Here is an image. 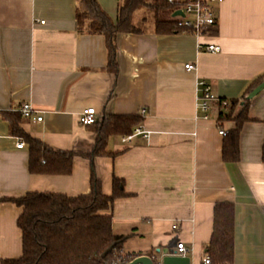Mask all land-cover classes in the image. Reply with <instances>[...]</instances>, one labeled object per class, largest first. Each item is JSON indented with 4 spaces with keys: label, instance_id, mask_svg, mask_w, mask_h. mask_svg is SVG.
Listing matches in <instances>:
<instances>
[{
    "label": "crops",
    "instance_id": "0c3cea01",
    "mask_svg": "<svg viewBox=\"0 0 264 264\" xmlns=\"http://www.w3.org/2000/svg\"><path fill=\"white\" fill-rule=\"evenodd\" d=\"M98 1L116 20L119 0ZM213 6L217 21L204 34L156 33L140 12L144 32L117 36L115 72L107 67L105 36L79 31L78 0H0V259L23 253V208L9 198L30 191L91 193V160L81 154L69 174L31 172L29 146L13 133L10 119L55 150L89 153L97 133L80 115L94 107L97 122L142 114L137 126L151 131L130 141L111 135L107 153L94 158L105 195L113 193L115 177L124 181L127 195L115 199L108 214L114 232L128 236L126 251L150 255L184 242L190 264H201L215 205L232 201L234 264H264V89L246 98L249 119L238 161L223 155L220 130L235 128L234 120L219 121L225 107L215 102L208 118L198 108V82L205 79L220 98L239 100L236 116L243 111L244 98L264 76V0ZM207 44L221 50L208 51ZM189 62L195 69L185 68ZM25 103L42 120L25 117Z\"/></svg>",
    "mask_w": 264,
    "mask_h": 264
},
{
    "label": "trees",
    "instance_id": "16d2710c",
    "mask_svg": "<svg viewBox=\"0 0 264 264\" xmlns=\"http://www.w3.org/2000/svg\"><path fill=\"white\" fill-rule=\"evenodd\" d=\"M167 10L175 11L176 4L167 0H119L117 18L114 20L98 0H78L76 18L79 31L105 36L107 67L117 72V36L122 32H144L145 24L137 23L140 12L144 13L143 19L153 18L156 33H194L179 25L177 17L163 18L162 13ZM214 25L208 28V32L212 31ZM263 79L264 76L255 84ZM244 99L247 103L238 116L235 115L238 99L229 100L228 105L219 112V121H235V128L225 134L223 155L227 161L240 159V133L249 119V101L246 97ZM10 120L13 133L21 136L29 146L30 170L33 173L69 174L77 154L88 157L91 160V193L71 196L30 191L23 196L9 198L23 208L18 219L23 233V253L18 258L0 259V264H126L142 255L125 250L124 243L128 236L114 232L112 216L108 214L115 199L127 195L124 181L115 177L113 193L105 195L96 174L94 158L107 153V140L111 135L131 134L143 122L144 116L111 114L88 125L94 126L97 133L96 142L89 153L55 150L24 132L18 119ZM262 156L264 160V146ZM234 232V203L218 202L214 209L212 237L206 247V255L212 264H234ZM113 244V249L103 256ZM150 255L154 256L155 253Z\"/></svg>",
    "mask_w": 264,
    "mask_h": 264
},
{
    "label": "built area",
    "instance_id": "2783aa9c",
    "mask_svg": "<svg viewBox=\"0 0 264 264\" xmlns=\"http://www.w3.org/2000/svg\"><path fill=\"white\" fill-rule=\"evenodd\" d=\"M170 3L176 4V10H181L184 15H177L179 25L193 31L195 34H204L208 32V28L214 25L217 21V16L214 10L213 3L221 0H167ZM44 23V20H42ZM205 49L211 52H218L221 50L219 45L207 44ZM194 63L185 64L187 70L195 69ZM199 96H198V108L203 113L205 118H208L213 104L215 102L222 101L221 105L226 107L229 103L227 99L221 100V98L215 93L212 84L201 79L198 82ZM22 114L27 118H36L42 120V116H34V109L30 103L23 104L21 108ZM145 110L142 111L144 113ZM98 121L97 112L94 107L86 108L80 115V122L84 125H90ZM221 134H226L224 129L220 130ZM151 131L143 129L141 126H137L134 131L122 137L123 141H130L136 135H143L145 138H149ZM25 142L20 140L17 143L19 148L24 147ZM177 251L179 254L186 256L188 248L184 242H179L177 245ZM201 264H212L208 255L203 258Z\"/></svg>",
    "mask_w": 264,
    "mask_h": 264
},
{
    "label": "water",
    "instance_id": "95a60500",
    "mask_svg": "<svg viewBox=\"0 0 264 264\" xmlns=\"http://www.w3.org/2000/svg\"><path fill=\"white\" fill-rule=\"evenodd\" d=\"M177 15H184V13L181 10H176L174 12V16ZM264 89V80L261 81L259 84H257L246 96L248 100L253 99L255 96H257L262 90ZM114 247V244L111 245L109 248L105 250L103 253V256H105L107 253H109ZM158 262L159 264H190V258L188 256H183L178 253L177 250L173 248H169L168 250H161L158 248L156 250V254L154 256L152 255H139L129 261L126 264H156Z\"/></svg>",
    "mask_w": 264,
    "mask_h": 264
},
{
    "label": "rangeland",
    "instance_id": "374dc122",
    "mask_svg": "<svg viewBox=\"0 0 264 264\" xmlns=\"http://www.w3.org/2000/svg\"><path fill=\"white\" fill-rule=\"evenodd\" d=\"M165 13H166V15H165L166 17H170L171 16L170 11L167 10V11H165ZM137 22H138V18H137ZM153 24H154V20H153L152 17H150L149 20H148V27H152Z\"/></svg>",
    "mask_w": 264,
    "mask_h": 264
}]
</instances>
